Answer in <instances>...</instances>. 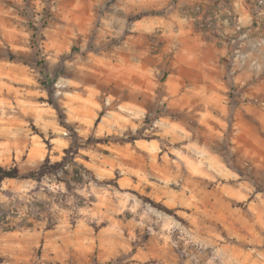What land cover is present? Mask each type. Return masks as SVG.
I'll return each instance as SVG.
<instances>
[{
    "label": "rangeland",
    "instance_id": "obj_1",
    "mask_svg": "<svg viewBox=\"0 0 264 264\" xmlns=\"http://www.w3.org/2000/svg\"><path fill=\"white\" fill-rule=\"evenodd\" d=\"M164 1L0 0V166L61 160L63 112L94 174L84 206L55 176L0 181L22 215L46 205L0 227V264H264V45L241 81L171 68L192 57L165 56Z\"/></svg>",
    "mask_w": 264,
    "mask_h": 264
},
{
    "label": "crops",
    "instance_id": "obj_2",
    "mask_svg": "<svg viewBox=\"0 0 264 264\" xmlns=\"http://www.w3.org/2000/svg\"><path fill=\"white\" fill-rule=\"evenodd\" d=\"M216 0H166L163 6L167 13L160 16L157 30L160 31L165 56L170 57V51L176 56L188 53L192 60L175 59L170 62L171 68L185 69L196 73L205 82L241 81L244 74L242 68L246 67L248 49L264 38V34L252 29L246 39H237L231 42L232 37L238 36L237 24L248 28L253 24L254 10L247 0H235V19L226 21L222 14L216 20L215 31L212 35L202 32L197 26V19L201 18L207 10L213 8ZM165 4V5H164ZM189 22L190 26L184 28L183 24ZM191 32L193 40L187 41L185 31ZM209 36V38H208ZM264 45V42L261 46ZM229 67L230 72L224 76L217 75L223 68ZM213 68V71L205 69ZM217 72V73H216ZM174 75V74H172ZM171 76V74H168ZM179 76V75H175Z\"/></svg>",
    "mask_w": 264,
    "mask_h": 264
},
{
    "label": "trees",
    "instance_id": "obj_3",
    "mask_svg": "<svg viewBox=\"0 0 264 264\" xmlns=\"http://www.w3.org/2000/svg\"><path fill=\"white\" fill-rule=\"evenodd\" d=\"M62 125L68 129L71 137L70 145L64 149V155L61 160L52 162L50 156L39 169L22 174L18 166L6 168L0 166V181L6 178H23L32 179L41 182L45 177L55 176L58 183H64L67 192L59 191L61 197L59 201L67 202L69 196H77L79 198V206H84L87 202L85 196L77 191L80 185H86L94 178L93 172L83 163L78 160L82 148L80 135L74 127H70L66 121V116L63 112L59 113ZM99 142V141H97ZM50 203V202H47ZM65 203L63 206H66ZM25 215H22L18 208L12 203L6 206L0 202V227L5 230H15L17 228L32 229L36 224L44 220L43 211L45 210V202L31 201ZM56 225V219L53 215L47 216V229H52Z\"/></svg>",
    "mask_w": 264,
    "mask_h": 264
},
{
    "label": "built area",
    "instance_id": "obj_4",
    "mask_svg": "<svg viewBox=\"0 0 264 264\" xmlns=\"http://www.w3.org/2000/svg\"><path fill=\"white\" fill-rule=\"evenodd\" d=\"M235 0H216L213 4V8L207 10L205 14L197 19L198 28L207 33L209 36L215 31L216 20L223 14L226 21H231L236 18L234 12ZM251 8L254 10L253 24L248 28H243L237 24L239 30L238 36H234L231 42L235 43L237 39H246L250 36V31L255 29L264 34V0H247ZM264 42V38L258 41L256 44L261 45Z\"/></svg>",
    "mask_w": 264,
    "mask_h": 264
}]
</instances>
